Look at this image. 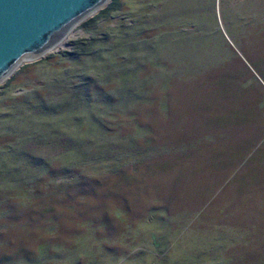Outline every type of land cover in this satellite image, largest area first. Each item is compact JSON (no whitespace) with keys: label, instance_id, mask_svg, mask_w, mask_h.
Here are the masks:
<instances>
[{"label":"rangeland","instance_id":"1","mask_svg":"<svg viewBox=\"0 0 264 264\" xmlns=\"http://www.w3.org/2000/svg\"><path fill=\"white\" fill-rule=\"evenodd\" d=\"M104 8L0 84V264H264V0Z\"/></svg>","mask_w":264,"mask_h":264},{"label":"water","instance_id":"2","mask_svg":"<svg viewBox=\"0 0 264 264\" xmlns=\"http://www.w3.org/2000/svg\"><path fill=\"white\" fill-rule=\"evenodd\" d=\"M111 0H0V84L54 50Z\"/></svg>","mask_w":264,"mask_h":264},{"label":"trees","instance_id":"3","mask_svg":"<svg viewBox=\"0 0 264 264\" xmlns=\"http://www.w3.org/2000/svg\"><path fill=\"white\" fill-rule=\"evenodd\" d=\"M114 0L108 3V5L102 10V13H108L111 10Z\"/></svg>","mask_w":264,"mask_h":264},{"label":"bare ground","instance_id":"4","mask_svg":"<svg viewBox=\"0 0 264 264\" xmlns=\"http://www.w3.org/2000/svg\"><path fill=\"white\" fill-rule=\"evenodd\" d=\"M61 45V44H60ZM59 46H57L55 49H57Z\"/></svg>","mask_w":264,"mask_h":264}]
</instances>
